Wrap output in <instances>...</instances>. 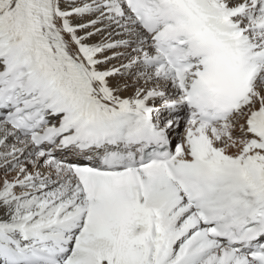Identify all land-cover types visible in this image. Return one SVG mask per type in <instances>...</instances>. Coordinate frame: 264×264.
I'll return each instance as SVG.
<instances>
[{
    "label": "snow or ice",
    "instance_id": "6c2138e0",
    "mask_svg": "<svg viewBox=\"0 0 264 264\" xmlns=\"http://www.w3.org/2000/svg\"><path fill=\"white\" fill-rule=\"evenodd\" d=\"M0 264H264V0H0Z\"/></svg>",
    "mask_w": 264,
    "mask_h": 264
}]
</instances>
